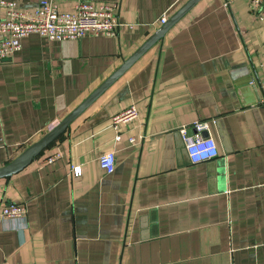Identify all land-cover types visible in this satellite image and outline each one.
<instances>
[{
	"label": "crops",
	"instance_id": "0c3cea01",
	"mask_svg": "<svg viewBox=\"0 0 264 264\" xmlns=\"http://www.w3.org/2000/svg\"><path fill=\"white\" fill-rule=\"evenodd\" d=\"M52 1L115 3L120 26L64 41L30 33L0 60V166L185 0ZM247 3L197 1L29 164L0 178V205L25 206L19 227L0 219V264H264V20ZM128 105L135 117L114 128ZM195 120L218 154L191 163L179 129ZM109 151L107 174L96 158Z\"/></svg>",
	"mask_w": 264,
	"mask_h": 264
},
{
	"label": "built area",
	"instance_id": "2783aa9c",
	"mask_svg": "<svg viewBox=\"0 0 264 264\" xmlns=\"http://www.w3.org/2000/svg\"><path fill=\"white\" fill-rule=\"evenodd\" d=\"M0 60L20 48L21 38L30 33L37 34L49 41L76 40L86 34L113 36L120 26L115 16V3H100L93 6L86 1H76L69 10H58L52 0H38L32 7H21L15 0H0ZM248 11L259 20H264V0H248ZM161 15L157 25L166 21ZM133 105L111 117V125L116 128L119 122H127L135 117ZM187 129L191 131L187 134ZM186 155L191 163L213 159L217 156V147L209 135L205 120L192 121L179 129ZM119 135H115L118 139ZM133 138L130 137L129 141ZM60 156L55 151L45 156L42 161L50 163ZM100 169L111 173L114 168V153H101L96 158ZM73 176L80 175L78 165L71 167ZM25 216L22 203H3L0 205V219H7L19 227Z\"/></svg>",
	"mask_w": 264,
	"mask_h": 264
},
{
	"label": "water",
	"instance_id": "95a60500",
	"mask_svg": "<svg viewBox=\"0 0 264 264\" xmlns=\"http://www.w3.org/2000/svg\"><path fill=\"white\" fill-rule=\"evenodd\" d=\"M197 1L185 0L173 13L169 15L149 37H147L127 58L122 60L99 85L86 95L50 130L22 149L15 157L0 166V178L8 177L29 164L51 141H53L67 125L88 106L109 84H111L131 63L172 27Z\"/></svg>",
	"mask_w": 264,
	"mask_h": 264
}]
</instances>
